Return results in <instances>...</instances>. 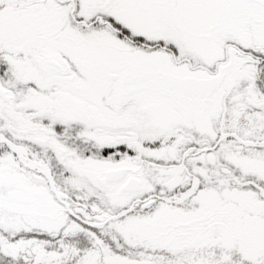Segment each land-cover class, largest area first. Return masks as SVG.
I'll list each match as a JSON object with an SVG mask.
<instances>
[{"label": "snow or ice", "instance_id": "6c2138e0", "mask_svg": "<svg viewBox=\"0 0 264 264\" xmlns=\"http://www.w3.org/2000/svg\"><path fill=\"white\" fill-rule=\"evenodd\" d=\"M0 264H264V0H0Z\"/></svg>", "mask_w": 264, "mask_h": 264}]
</instances>
